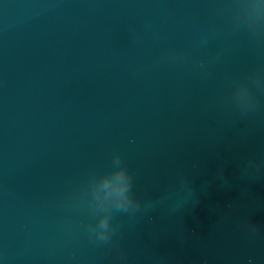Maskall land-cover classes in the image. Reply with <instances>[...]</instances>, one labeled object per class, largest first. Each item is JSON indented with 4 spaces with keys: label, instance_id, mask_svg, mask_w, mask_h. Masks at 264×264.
I'll return each instance as SVG.
<instances>
[{
    "label": "water",
    "instance_id": "obj_1",
    "mask_svg": "<svg viewBox=\"0 0 264 264\" xmlns=\"http://www.w3.org/2000/svg\"><path fill=\"white\" fill-rule=\"evenodd\" d=\"M0 264H264V0H0Z\"/></svg>",
    "mask_w": 264,
    "mask_h": 264
},
{
    "label": "clouds",
    "instance_id": "obj_2",
    "mask_svg": "<svg viewBox=\"0 0 264 264\" xmlns=\"http://www.w3.org/2000/svg\"><path fill=\"white\" fill-rule=\"evenodd\" d=\"M117 162H119V157H117ZM118 180V184L115 188H112L111 181L109 179H105L103 182V187L105 189L112 188V192L116 196L115 207L127 209L129 207H139L138 203L134 202L132 197L130 196L131 189V177L127 174V172L121 169L118 173L115 174ZM109 226V221L107 217L101 218L99 221V228L102 230L100 232V238L106 239V232Z\"/></svg>",
    "mask_w": 264,
    "mask_h": 264
}]
</instances>
